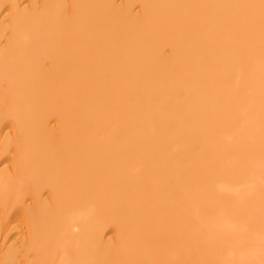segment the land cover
Wrapping results in <instances>:
<instances>
[{
	"label": "bare ground",
	"instance_id": "1",
	"mask_svg": "<svg viewBox=\"0 0 264 264\" xmlns=\"http://www.w3.org/2000/svg\"><path fill=\"white\" fill-rule=\"evenodd\" d=\"M0 264H264V0H0Z\"/></svg>",
	"mask_w": 264,
	"mask_h": 264
}]
</instances>
